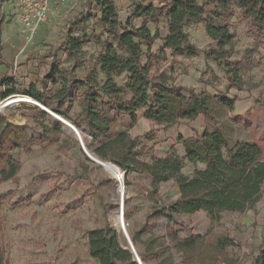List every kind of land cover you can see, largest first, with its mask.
I'll return each mask as SVG.
<instances>
[{
    "label": "rangeland",
    "instance_id": "1",
    "mask_svg": "<svg viewBox=\"0 0 264 264\" xmlns=\"http://www.w3.org/2000/svg\"><path fill=\"white\" fill-rule=\"evenodd\" d=\"M112 1L116 5L119 27L137 28L145 20L151 33L158 29L161 38L150 45V52L158 53L163 46L162 37L167 32L166 19L161 17L160 22L155 23L149 17L132 16L137 8L147 6L150 0ZM199 2L211 3V0ZM153 5L161 6L157 1ZM51 9L53 14L49 21L39 25L29 36L23 32L16 0H0V82L14 80L18 91L0 104L14 97L34 101L0 107V118L24 125L28 137L39 136L42 132L40 123L50 124V117L59 120L49 108L25 94L29 86L34 84L42 91L41 79L52 64L66 70L73 78H83L104 51L103 42H112L100 23L95 0H52ZM208 12L221 10L209 6ZM223 15L227 17L229 30L234 33L227 68L235 71H229V76L236 74L241 87L231 85L225 71L215 61L205 59L202 52L191 58L173 57L165 49L163 56H153L151 74L163 72L169 77L167 84L210 96L206 104L212 117L199 114L193 120L178 119L172 124H158L143 118V110L138 111L135 123L127 116L116 115L113 129L123 128L131 137H138V146L145 151L141 159L151 162L154 158H163L169 150L182 157L184 148L179 137L200 136L205 129L222 131L230 146L237 142L257 145L264 159V27L253 28L234 3L231 4V13ZM208 19L216 24L212 18ZM185 31L190 42L201 51L215 48L216 42L207 36L202 23H191ZM69 37L82 42L72 57H67L64 50ZM142 49L146 50L144 44ZM147 58L149 56L145 53L142 64ZM126 77L122 74L115 81L124 87ZM44 90L50 95L54 88L47 83ZM188 90L182 91L185 101L191 96ZM82 91L83 88H77L72 101L62 107L67 115L61 119L73 126L75 122L82 123ZM126 94L128 96L125 88ZM219 94L234 100L232 109L214 99ZM44 109L49 111L50 117L41 115L42 110L46 111ZM81 131L87 151L93 154L87 147L91 138L88 130ZM93 147L90 145V149ZM6 158L16 161L18 170L13 178L0 181L3 264H99L88 253L87 232L108 224L117 230L120 243L130 249L116 220L121 211L130 241L132 234L146 226V230L139 234V243L132 244L136 254L144 253V243L156 238L146 254V261L140 259L142 264H181L180 255L165 238L168 224L165 214L153 213L178 197L173 179L160 183L153 196L148 174L125 173L116 165L121 180L113 177L86 155L76 135L64 124L58 144L33 145L30 152L12 149L0 155V167ZM203 167L201 163L185 160L181 172L190 176L194 169ZM120 187L125 190L123 196L119 195ZM173 220L176 222L174 228H181L182 237L207 232L226 233L234 242L227 249L231 261L217 264H252L259 250L264 249V184L260 199L245 213L223 212L219 222H212L203 211L176 213Z\"/></svg>",
    "mask_w": 264,
    "mask_h": 264
},
{
    "label": "trees",
    "instance_id": "2",
    "mask_svg": "<svg viewBox=\"0 0 264 264\" xmlns=\"http://www.w3.org/2000/svg\"><path fill=\"white\" fill-rule=\"evenodd\" d=\"M161 6L157 8L153 2ZM240 10L250 25L256 29L264 27V0H211V3L199 0H150V3L137 8L133 15L137 18H152L159 23L161 17L166 19L167 32L163 46L158 53H151V43L160 39L158 29L150 32L143 20L141 26L119 27L116 5L112 0H95L100 12V23L112 42H103L104 51L95 59V66L83 78H73L64 69L52 64L43 75L40 85L42 91L34 84L29 86L26 95L46 106L59 118H66L67 112L62 110L65 103L72 101L74 91L83 88L81 93V121L73 123L80 132L88 130L91 136L87 145L90 152L98 159L110 161L125 173L130 171L148 174L151 177V194L154 196L162 182L173 179L178 189V197L169 204L155 210L154 215L165 214L168 224L165 238L175 253L180 255L181 264H217L230 263L227 249L234 245L226 234H190L180 236L181 228H174L176 213H194L203 211L212 222H219L221 213H245L261 197L264 184V159L257 145L248 142H237L230 146L220 130L205 129L200 136L179 137L184 148L181 157L169 150L163 158H154L151 162L141 159L145 154L138 146V137H131L127 132L112 135L110 124L116 115L127 116L132 123L138 119V111L143 110L142 117L158 124H172L178 119L193 120L199 114L205 118L212 117L206 104L210 96L204 92L195 93L181 86L167 84L169 77L160 72L151 74L152 57H161L165 49L170 55L180 57H196L201 52L205 59L213 60L221 67L231 85L241 87L236 74L229 76L227 58L232 54L234 33L226 23L231 13V4ZM218 8L221 12H208V7ZM212 18L216 24L210 19ZM203 24L207 36L216 42L215 48L201 51L189 39L185 27L191 23ZM128 23V22H127ZM146 50L142 49V45ZM82 42L77 38H67L64 50L67 57L74 56ZM147 53L149 58L142 64L141 58ZM230 71V72H229ZM126 74L124 87L119 86L115 78ZM54 88L52 94L45 92L46 84ZM14 80L0 82V101L18 94ZM125 88L128 96H125ZM188 90L190 98L185 101L182 91ZM214 99L222 106L233 108L234 100L219 94ZM44 117H50L41 111ZM50 124L41 122L42 132L37 137H28L24 125L13 124L0 118V155L12 149L30 152L33 145L58 144L63 132V124L50 117ZM64 120V119H63ZM78 131V132H79ZM80 134V133H79ZM90 145L94 146L90 149ZM201 163L204 167L194 169L190 176L181 172L184 161ZM18 164L12 158H6L0 167V181L13 178ZM171 223V224H170ZM146 230L143 225L138 232L131 235L134 246L139 243V234ZM156 238L144 243V253H138L142 261H146ZM89 255L99 264H137L133 261L131 250L120 243L118 232L112 226L94 228L87 232ZM3 252L0 248V264H3ZM252 264H264V249H260L253 258Z\"/></svg>",
    "mask_w": 264,
    "mask_h": 264
},
{
    "label": "built area",
    "instance_id": "3",
    "mask_svg": "<svg viewBox=\"0 0 264 264\" xmlns=\"http://www.w3.org/2000/svg\"><path fill=\"white\" fill-rule=\"evenodd\" d=\"M16 2L19 6L23 32L29 36L35 33L39 25L47 23L53 14V9H51L52 0H16ZM132 250L134 251L133 247H131Z\"/></svg>",
    "mask_w": 264,
    "mask_h": 264
},
{
    "label": "bare ground",
    "instance_id": "4",
    "mask_svg": "<svg viewBox=\"0 0 264 264\" xmlns=\"http://www.w3.org/2000/svg\"><path fill=\"white\" fill-rule=\"evenodd\" d=\"M11 102L12 103V106L18 102H29V103H33L34 101H32L31 99L29 98H23V97H14V98H11L9 100H7V103ZM3 106H8V105H5L3 103L0 104V107H3ZM9 107V106H8ZM11 107V106H10ZM61 119V118H60ZM63 120V119H61ZM63 122H65V124H69L67 121L63 120ZM70 125V124H69ZM69 129V128H68ZM71 130V129H70ZM73 133L74 131L71 130ZM75 134V133H74ZM94 160L95 162L97 163H101V165L106 169V171H108L113 177L115 178H119L120 179V175H121V172L118 170V168L116 167V165L110 163V162H103V161H100L98 160L97 158L94 157ZM121 180V179H120ZM124 188L120 187L119 189V195L123 196L124 195ZM123 206V205H122ZM123 209V208H122ZM116 220L119 224V227H120V230L123 232L124 235H127V230H126V224L124 222V216H123V211H121L120 213H118L116 215Z\"/></svg>",
    "mask_w": 264,
    "mask_h": 264
},
{
    "label": "water",
    "instance_id": "5",
    "mask_svg": "<svg viewBox=\"0 0 264 264\" xmlns=\"http://www.w3.org/2000/svg\"><path fill=\"white\" fill-rule=\"evenodd\" d=\"M3 104L8 105V106H12V103H11V102H9V103L5 102V103H3ZM44 110H46V109H44ZM46 111L49 112L48 110H46ZM58 119H59V118H58ZM59 120H60L64 125H66L69 129H71V130L74 131V133H75V135H76V137H77V139H78V141H79V143H80V145H81L83 151L86 153V155H87L91 160L95 161V160H94V157L97 158V156L94 155V154H90V153L87 151V149H86V147H85V145H84V143H83V140H82V138H81L79 132L75 129V127H73L70 123H69L70 125H69V124H65V122H63V120H61V119H59ZM100 164H101V163H100ZM124 236L126 237V239H127V241H128V244H129V247H130V250H131V247H133V246H132V243H131V241H130V239H129V237H128L127 235H124ZM131 252L133 253V261H136L137 264H142L141 261H140V259H139V257H138V255H137L136 253H134L133 250H132Z\"/></svg>",
    "mask_w": 264,
    "mask_h": 264
},
{
    "label": "crops",
    "instance_id": "6",
    "mask_svg": "<svg viewBox=\"0 0 264 264\" xmlns=\"http://www.w3.org/2000/svg\"><path fill=\"white\" fill-rule=\"evenodd\" d=\"M116 119H117V117L115 118V121L113 122V123H111L110 124V132H111V134L114 136V135H116L117 133H119V132H127L125 129H123V128H116V129H113V127H112V125H114L115 124V122H116ZM128 133V132H127ZM183 155H184V153H183ZM176 189H177V186H176ZM177 194H178V189H177ZM138 255V254H137ZM140 259V258H139Z\"/></svg>",
    "mask_w": 264,
    "mask_h": 264
}]
</instances>
